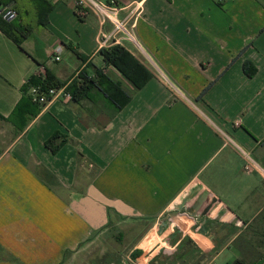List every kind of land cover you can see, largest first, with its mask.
<instances>
[{
  "label": "crops",
  "instance_id": "obj_1",
  "mask_svg": "<svg viewBox=\"0 0 264 264\" xmlns=\"http://www.w3.org/2000/svg\"><path fill=\"white\" fill-rule=\"evenodd\" d=\"M49 1L42 20L33 0H0L18 13L12 37L0 28V264H264V179L217 131L264 165V0H116L121 19L141 2L128 21L137 45L119 44L153 77L113 118L102 100L25 99L46 70L70 82L103 68L133 89L100 54L112 23ZM56 131L68 141L54 153Z\"/></svg>",
  "mask_w": 264,
  "mask_h": 264
},
{
  "label": "trees",
  "instance_id": "obj_2",
  "mask_svg": "<svg viewBox=\"0 0 264 264\" xmlns=\"http://www.w3.org/2000/svg\"><path fill=\"white\" fill-rule=\"evenodd\" d=\"M41 14V19L45 20L49 11L52 9V4L49 0H33ZM79 17V16H78ZM81 18V17H79ZM0 28L12 37L9 31V21L0 14ZM27 34H21L25 38ZM18 45L22 41L14 38ZM78 54V53H77ZM100 54L103 57L105 68L112 66L120 72L123 79L129 82L133 89L128 90L123 86V82L103 68L96 69L94 75H90L86 69H82L77 77L73 78L67 89L72 93V100L79 102L83 99H88L94 103L102 100L105 109L110 112V117L113 118L116 113L122 110L131 100L134 92L141 89L152 77L153 74L140 59L130 52L126 46L116 43L110 47L100 49ZM84 59V56L78 54ZM245 73L248 76H253L256 72L255 66L251 62H245ZM67 80H60L51 71L46 70L45 76H31L28 83L24 86L25 99L33 105L39 106L32 102L27 94V90L32 85L41 86L43 89L56 87L66 84ZM207 91L204 89L200 96ZM26 101L19 103L13 111L11 117L17 119L22 115ZM36 111L34 112V114ZM68 138L60 131L54 132L45 142V145L52 151L57 152L66 142ZM233 264H245L242 261H236Z\"/></svg>",
  "mask_w": 264,
  "mask_h": 264
},
{
  "label": "built area",
  "instance_id": "obj_3",
  "mask_svg": "<svg viewBox=\"0 0 264 264\" xmlns=\"http://www.w3.org/2000/svg\"><path fill=\"white\" fill-rule=\"evenodd\" d=\"M75 1V13L77 16L83 18L89 13L94 14L98 21L100 27L104 26L106 22L112 23V29L109 32L100 31L98 37L99 48L110 47L113 44L120 43L122 40L127 39L137 45L133 34L131 33L128 25L130 18L134 17L136 19L138 15L142 12L141 2L134 4L133 8L128 11L125 18L121 19L118 14L121 10L127 9L128 7H120L116 0H74ZM0 14L7 20L15 19L18 16L17 10L11 5H1ZM63 47L57 45L54 54V60H60V54ZM167 85L170 84L173 88L172 90L176 93H180V90L168 79L165 78L164 81ZM68 83L43 89L41 86L32 85L28 88L27 94L32 102L36 103L40 107H45L50 105L55 101L68 102L72 100V93L67 89ZM240 122H235V126H239ZM217 131L223 138L224 145L233 148L243 160V170L246 173H257L264 179V165L252 154V152L242 145H240L234 137L227 131L217 127ZM208 215V213L206 214ZM198 216V215H197ZM202 216L194 217L195 225L200 223ZM171 224L174 221L171 216H169Z\"/></svg>",
  "mask_w": 264,
  "mask_h": 264
},
{
  "label": "water",
  "instance_id": "obj_4",
  "mask_svg": "<svg viewBox=\"0 0 264 264\" xmlns=\"http://www.w3.org/2000/svg\"><path fill=\"white\" fill-rule=\"evenodd\" d=\"M206 200V195L200 197V199L198 200V202L196 203L195 207L193 210H191V214H197V211L201 208V205L205 202ZM205 214H207V211H205ZM201 216L203 217L202 221L200 223H198L197 226H200V228L203 230L207 229L209 227V224H207L206 219H207V215L201 214ZM170 219H165L163 221L162 226H166L169 223Z\"/></svg>",
  "mask_w": 264,
  "mask_h": 264
},
{
  "label": "rangeland",
  "instance_id": "obj_5",
  "mask_svg": "<svg viewBox=\"0 0 264 264\" xmlns=\"http://www.w3.org/2000/svg\"><path fill=\"white\" fill-rule=\"evenodd\" d=\"M131 46H132V44H131ZM168 86L172 89V87H171V85L170 84H168ZM105 117H104V119L106 118V115H104ZM169 218V216L167 215V217L165 218V219H168ZM170 223V222H169ZM149 235V234H148ZM148 237V236H147ZM147 237H145L144 239H142L143 241L147 238ZM158 240V237L156 236V239H155V241L152 243V245H154L155 243H156V241ZM143 241H141V243L143 242ZM151 245V246H152ZM150 248V247H149ZM148 248V249H149ZM147 249V250H148Z\"/></svg>",
  "mask_w": 264,
  "mask_h": 264
},
{
  "label": "bare ground",
  "instance_id": "obj_6",
  "mask_svg": "<svg viewBox=\"0 0 264 264\" xmlns=\"http://www.w3.org/2000/svg\"><path fill=\"white\" fill-rule=\"evenodd\" d=\"M149 241H150V239H149ZM149 241H147L146 243H148Z\"/></svg>",
  "mask_w": 264,
  "mask_h": 264
}]
</instances>
